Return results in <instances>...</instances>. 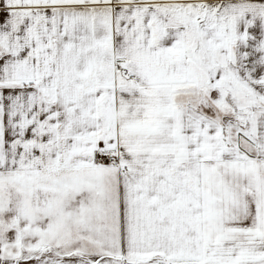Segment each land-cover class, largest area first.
<instances>
[{"label": "snow or ice", "instance_id": "snow-or-ice-1", "mask_svg": "<svg viewBox=\"0 0 264 264\" xmlns=\"http://www.w3.org/2000/svg\"><path fill=\"white\" fill-rule=\"evenodd\" d=\"M0 264H264V0H0Z\"/></svg>", "mask_w": 264, "mask_h": 264}]
</instances>
